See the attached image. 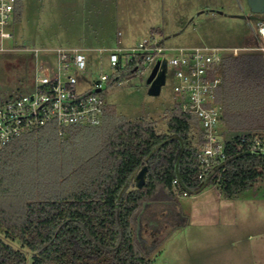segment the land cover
Here are the masks:
<instances>
[{
	"label": "trees",
	"instance_id": "trees-1",
	"mask_svg": "<svg viewBox=\"0 0 264 264\" xmlns=\"http://www.w3.org/2000/svg\"><path fill=\"white\" fill-rule=\"evenodd\" d=\"M253 17L264 24V16ZM238 48L222 50L211 74L221 78L215 101L221 128L232 138L227 157L193 188L196 168L187 159L201 142V124L180 102L163 133L152 121L120 120L107 103L97 126L73 125L61 137L49 124L6 146L0 154V264H151L139 235L147 206L176 203L185 191L208 186L229 199L256 187L264 194V153L251 148L253 134L264 133V51L252 32ZM243 137L247 144L241 145ZM144 167L145 183L138 187Z\"/></svg>",
	"mask_w": 264,
	"mask_h": 264
},
{
	"label": "rangeland",
	"instance_id": "rangeland-1",
	"mask_svg": "<svg viewBox=\"0 0 264 264\" xmlns=\"http://www.w3.org/2000/svg\"><path fill=\"white\" fill-rule=\"evenodd\" d=\"M13 20V37L0 51V99L32 92L37 63L55 66L58 48H78L88 57L91 88L101 75L112 76L109 51L132 48L145 40L166 48L205 46L238 53L245 37L258 33L246 0H23ZM264 16V15H262ZM154 29L161 30L158 34ZM253 35V36H254ZM238 48V49H237ZM36 50L39 51L36 57ZM237 50V52H235ZM172 52L165 54L164 59ZM155 63L111 85L107 103L120 120L155 122L160 132L181 100L167 65L159 95L147 84ZM223 127L222 122L219 123ZM222 133L230 135V132ZM256 187L236 199L217 186L179 196L176 203L147 206L139 225L140 240L151 264H264V194ZM146 224V225H145ZM146 226V227H144Z\"/></svg>",
	"mask_w": 264,
	"mask_h": 264
},
{
	"label": "built area",
	"instance_id": "built-area-1",
	"mask_svg": "<svg viewBox=\"0 0 264 264\" xmlns=\"http://www.w3.org/2000/svg\"><path fill=\"white\" fill-rule=\"evenodd\" d=\"M17 4L18 0H0V51L4 50L3 42L13 37ZM258 33L264 41V24L259 26ZM260 49L264 51V46ZM222 50L205 46L166 48L156 39L145 40L132 48L118 47L109 51L115 74H103L91 88L79 91L78 84L87 81L88 57L82 49L58 48L55 66L37 63L32 92L0 103V154L13 140L49 124L57 127L61 137L73 125L101 124L107 105L102 94L106 86L122 84L123 77L140 73L147 64L156 65L161 60L172 68L177 81L174 91L181 96L182 110L195 115L201 124V142L187 159L189 167L196 168L189 183L193 188L226 159V145L232 141L219 125L222 109L215 101V93L221 78L211 75L213 65L221 60ZM168 52L172 55L164 59ZM38 53L36 50V57ZM253 135L252 150L264 153V135ZM241 143L247 144L246 137L241 138ZM177 183L175 179L174 184ZM183 196H188L187 191Z\"/></svg>",
	"mask_w": 264,
	"mask_h": 264
},
{
	"label": "water",
	"instance_id": "water-1",
	"mask_svg": "<svg viewBox=\"0 0 264 264\" xmlns=\"http://www.w3.org/2000/svg\"><path fill=\"white\" fill-rule=\"evenodd\" d=\"M247 6L252 14H264V0H246ZM167 81V62L159 60L154 66L150 76L148 77L147 84L150 86V94L159 95L162 87ZM264 133H258L262 136ZM147 167H144L136 177V184L142 187L145 183Z\"/></svg>",
	"mask_w": 264,
	"mask_h": 264
},
{
	"label": "crops",
	"instance_id": "crops-1",
	"mask_svg": "<svg viewBox=\"0 0 264 264\" xmlns=\"http://www.w3.org/2000/svg\"><path fill=\"white\" fill-rule=\"evenodd\" d=\"M261 24H259V26H260ZM258 30V29H257ZM254 35V34H253ZM255 37H256V41H257V43H258V46H259V48L260 47H262V46H264V41H263V39L261 38V36L259 35V33H257L256 35H254ZM238 49V48H237ZM146 225V224H145ZM144 227H146V226H144Z\"/></svg>",
	"mask_w": 264,
	"mask_h": 264
},
{
	"label": "flooded vegetation",
	"instance_id": "flooded-vegetation-1",
	"mask_svg": "<svg viewBox=\"0 0 264 264\" xmlns=\"http://www.w3.org/2000/svg\"><path fill=\"white\" fill-rule=\"evenodd\" d=\"M167 74H168V70H167Z\"/></svg>",
	"mask_w": 264,
	"mask_h": 264
}]
</instances>
